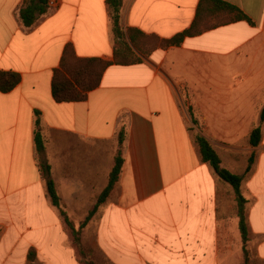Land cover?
Segmentation results:
<instances>
[{
    "label": "crops",
    "instance_id": "1",
    "mask_svg": "<svg viewBox=\"0 0 264 264\" xmlns=\"http://www.w3.org/2000/svg\"><path fill=\"white\" fill-rule=\"evenodd\" d=\"M221 1L250 23L135 52L140 62L123 66L114 63L106 0H60L30 28L18 17L23 0H0V71L21 77L0 92V264H29L30 249L35 264H67L69 249L81 264L39 164L49 165L69 221H86L117 150L123 164L113 193L81 233L105 264H226L243 246L235 195L201 162L196 134L221 168L242 177L247 246L264 263V122L260 143H248L264 110V0ZM199 2L122 0L120 26L168 40L192 25ZM68 44L78 58L110 64L85 101L56 103L53 71ZM36 131L45 140L40 153Z\"/></svg>",
    "mask_w": 264,
    "mask_h": 264
},
{
    "label": "trees",
    "instance_id": "2",
    "mask_svg": "<svg viewBox=\"0 0 264 264\" xmlns=\"http://www.w3.org/2000/svg\"><path fill=\"white\" fill-rule=\"evenodd\" d=\"M122 0H106L107 13L112 23V31L115 36L116 44L113 51L114 63L117 65H133L140 62V59L135 55L133 50L146 55L155 48L177 47L182 44L185 38L193 37L201 34L204 30L216 28L222 24L233 23L238 21H246L250 23L248 17L238 8L225 3L221 0H200L194 21L192 25L185 31L177 34L168 40H159L156 37L144 35L136 29H126L125 31L120 26V8ZM50 12L48 8V0H23V3L18 10V17L24 28L33 26L42 16ZM222 19L219 23L208 24L212 19ZM204 25V27H202ZM155 39L157 44L151 47L146 53L141 48L140 43L145 39ZM110 63L101 59L95 58H78L72 45L65 46L60 59L59 66L54 69L51 81V94L56 103H71L85 101L89 92L99 87L102 76ZM21 81L18 73L0 71V92H11ZM264 122V110L260 116V125L255 127L248 139V143L252 147H256L262 136L261 123ZM192 123L196 121L192 119ZM35 126H38V120L35 121ZM123 132L119 133L118 145L123 143ZM194 143L196 144L202 163L210 165L216 175L224 182L229 184L235 195V202L238 217V229L243 244L244 264H250L249 253L246 249V244L249 241L248 223L245 217L246 200L240 193L242 177L229 173L221 168L220 158L211 146V144L202 136L194 135ZM34 144L36 152L40 153L45 148V140L36 131L34 135ZM123 160L120 150L114 157V165L108 176V183L103 191L96 197V203L89 213L88 218L83 224H86L90 217L97 209L104 204L112 195L114 187L121 173ZM39 170L46 182L47 193L51 203L56 207L66 226L71 232L72 243L78 250V254L83 255L79 239V232L73 228L65 213V205L56 191L55 184L50 178V167L44 162L39 164ZM246 172H249V167ZM29 264H35V252L30 249L28 252ZM90 264V263H89Z\"/></svg>",
    "mask_w": 264,
    "mask_h": 264
},
{
    "label": "rangeland",
    "instance_id": "3",
    "mask_svg": "<svg viewBox=\"0 0 264 264\" xmlns=\"http://www.w3.org/2000/svg\"><path fill=\"white\" fill-rule=\"evenodd\" d=\"M222 19H212L208 22V24H212V23H219ZM155 44H157V40L155 39H145V40H142V42L140 43L141 45V48L143 49V51L146 53L151 47H153ZM133 52L136 54H139L141 55L140 52L136 51V50H133ZM135 54V55H136ZM137 56V55H136ZM78 145V144H77ZM105 147V146H104ZM106 148L108 149L109 147L106 145ZM106 149V150H107ZM97 197V196H96ZM96 197L94 199V201H96ZM93 208V206L89 205L87 207V210L90 211L91 209ZM94 215V214H93ZM65 223V222H64ZM72 223V222H71ZM84 221H74L72 223L73 225V228L79 232V239H80V244H81V251L83 253V255H79L78 254V250L75 248V254H76V261H79L81 264H105L103 258L101 255H98V253L96 252V249L94 247V243H93V240L92 238H90V233L89 232H86L85 233V236L84 237H81V233L82 231L84 230V228L89 224V221L86 223V224H83ZM66 225V224H64ZM66 230H68L69 233L70 230L68 229V227H66ZM70 241H71V244L73 245L72 243V236L70 234ZM74 246V245H73ZM243 248V246H242ZM246 249L249 253V262L250 264H264L262 262H260L259 260H257V258L255 257V255H253L252 253H250V250L246 244ZM67 250L64 254L65 258H67V261L66 263L67 264H74V260H75V257H74V253L71 252L73 250ZM227 263L226 264H244V255H243V251H238L236 253H232L230 255H227Z\"/></svg>",
    "mask_w": 264,
    "mask_h": 264
},
{
    "label": "built area",
    "instance_id": "4",
    "mask_svg": "<svg viewBox=\"0 0 264 264\" xmlns=\"http://www.w3.org/2000/svg\"><path fill=\"white\" fill-rule=\"evenodd\" d=\"M60 5V0H48V8L50 11L56 10Z\"/></svg>",
    "mask_w": 264,
    "mask_h": 264
}]
</instances>
